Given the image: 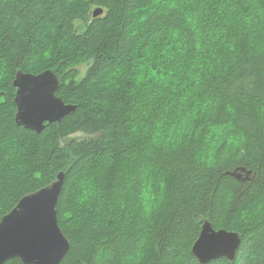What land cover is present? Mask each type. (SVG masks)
Segmentation results:
<instances>
[{
    "label": "trees",
    "instance_id": "1",
    "mask_svg": "<svg viewBox=\"0 0 264 264\" xmlns=\"http://www.w3.org/2000/svg\"><path fill=\"white\" fill-rule=\"evenodd\" d=\"M48 69L77 109L37 133L13 80ZM61 171L60 264H200L206 219L243 236L210 264H264V0H0V220Z\"/></svg>",
    "mask_w": 264,
    "mask_h": 264
},
{
    "label": "water",
    "instance_id": "2",
    "mask_svg": "<svg viewBox=\"0 0 264 264\" xmlns=\"http://www.w3.org/2000/svg\"><path fill=\"white\" fill-rule=\"evenodd\" d=\"M103 13L96 8L94 17ZM17 89L14 102L18 125L41 133L47 124L60 122L73 113L77 105L66 104L57 95L58 74L51 70L31 73L19 70L13 80ZM231 175L239 180H251L252 170L238 167ZM66 173L61 171L44 187L22 197L17 205L0 220V264L19 258L24 264H60L71 243L59 224L57 205L63 191ZM243 236L236 231L216 229L210 219L203 222L192 252L200 264H210L221 258L237 259Z\"/></svg>",
    "mask_w": 264,
    "mask_h": 264
},
{
    "label": "rangeland",
    "instance_id": "3",
    "mask_svg": "<svg viewBox=\"0 0 264 264\" xmlns=\"http://www.w3.org/2000/svg\"><path fill=\"white\" fill-rule=\"evenodd\" d=\"M245 1H247V0H245ZM224 9H225V7L224 6H222ZM248 13H249V10H246L245 9V11H243V12H240L239 11V14L241 15V16H243V17H246L247 16V18H248V20H246V21H248L249 22V19H251V21H253V23H254V25H259L261 22H259V21H262V15H261V12H258V13H256V15H248ZM237 17H241V16H239V15H236ZM207 23V22H206ZM207 24H203L202 26H199L198 27V32L199 33H202L206 28H207ZM79 70H81V73H84V71H85V67L84 66H81L80 68H79ZM69 115V114H68ZM64 118V117H63ZM216 130H218V131H222V129L223 128H220V127H217V128H215ZM74 136H78V137H80V135L79 134H75Z\"/></svg>",
    "mask_w": 264,
    "mask_h": 264
}]
</instances>
